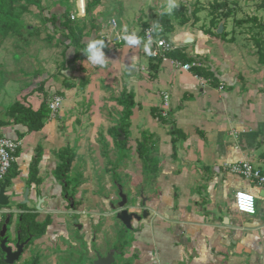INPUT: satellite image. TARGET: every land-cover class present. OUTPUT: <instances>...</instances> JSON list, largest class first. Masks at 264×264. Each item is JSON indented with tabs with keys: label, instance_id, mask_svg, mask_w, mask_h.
<instances>
[{
	"label": "crops",
	"instance_id": "1",
	"mask_svg": "<svg viewBox=\"0 0 264 264\" xmlns=\"http://www.w3.org/2000/svg\"><path fill=\"white\" fill-rule=\"evenodd\" d=\"M251 1L256 2L250 19H241L239 11L222 23V35L217 34L220 27L202 30L196 25L186 31L191 40L179 45L168 39L165 28L167 41L177 47L166 62L152 60L144 45L111 44L114 50L104 52L107 66L89 65L90 75L77 68L87 62L71 63L58 89L61 110L44 120L41 131H28L7 116L17 102L34 111L41 108V94L30 95L34 88L24 87L9 105L0 104V121L6 123L0 135L21 140L6 192L11 204L0 207V228L4 211H12L8 232L13 238L21 214L36 215L38 224L48 222L32 238L21 264H94L96 254L105 257L110 251L116 252L114 264H264V187L230 171L233 165L250 163L264 173V0ZM112 22L101 37L107 31L116 34ZM173 62H197L201 68L188 73ZM123 93L134 95L135 101L125 128L128 141L123 153L111 146L108 163L115 169L112 175L127 183L112 176V185L124 193L125 187L131 190V196L125 193L131 207L146 202L150 215L134 223L132 231L110 210L111 220L99 227L97 210L110 209L109 200L95 195L88 202L73 200L70 180L61 181L57 173L61 152L76 149L81 156L79 140L91 138L100 154L98 135H107L108 129L120 132L124 108L117 99ZM114 108H119L118 121L111 124L104 115L109 117ZM148 135L154 137L159 161L154 175L137 153L138 143ZM37 160L39 183H34L30 179ZM28 191L29 202L23 204ZM239 191L255 197L256 215L239 213ZM40 199L44 202L37 211ZM3 259L0 250V264Z\"/></svg>",
	"mask_w": 264,
	"mask_h": 264
},
{
	"label": "rangeland",
	"instance_id": "2",
	"mask_svg": "<svg viewBox=\"0 0 264 264\" xmlns=\"http://www.w3.org/2000/svg\"><path fill=\"white\" fill-rule=\"evenodd\" d=\"M94 1L82 0L81 3V0H7L5 2L4 5L13 20L18 18L24 28L18 33L4 29L5 23L12 20L0 13L1 105H9L27 86L34 88L30 95L41 94L42 103L45 104L55 96L61 97L58 89L65 78L64 71L72 68L71 63L87 62L85 66L80 64L77 68L81 73L90 75L92 68L98 66L87 61L88 57L82 49L77 47L76 40L87 43L97 37L101 38L107 23L113 20H116L122 35L127 26L128 34L135 32L142 40L149 24L159 21L164 28L168 29V39L173 37L175 40V36L180 35L181 32L186 33L187 29L196 25L202 30L211 26L213 30H217L228 18L239 14V11H241L239 15L241 19L247 17L250 19V10L256 2L251 0H179L180 6L169 15L165 12L167 0H100V4L93 7ZM89 8H91V14L87 12ZM72 15L77 16L78 19L73 21ZM66 22L69 28L64 26ZM124 45H127L125 41L122 46ZM113 48L115 47L107 44L104 52L108 53L114 50ZM74 51L76 54L72 56ZM110 111V116L104 115V117L109 118L110 123L113 124L118 121L116 112L119 108ZM107 135L100 133L96 139L100 146V154L94 150L93 140L85 136L78 142V147L83 151L80 157L75 153L76 149L67 150L75 157L74 160L79 158L76 168L72 169L67 177L70 180L68 182L72 184L69 191L72 192L70 194L73 200L80 197L82 201L88 202L92 195H95L110 202V209L97 210L100 214L99 227H103L104 223L111 220L109 210L112 213V205H117L120 201L116 184L112 185V176L114 180L124 182V178L121 179L119 175H112L115 169H111L108 163L109 158H112L111 146L117 147L121 153L124 149L115 143L118 136L115 129H108ZM130 179L132 180V177ZM106 182L111 185L106 186ZM124 183L126 186L127 183ZM124 190L131 196L130 189L125 187ZM125 232L126 230L123 231L121 239L126 237ZM8 236L12 237L10 231ZM11 244H14V241H11ZM23 261L24 257L19 264Z\"/></svg>",
	"mask_w": 264,
	"mask_h": 264
},
{
	"label": "trees",
	"instance_id": "3",
	"mask_svg": "<svg viewBox=\"0 0 264 264\" xmlns=\"http://www.w3.org/2000/svg\"><path fill=\"white\" fill-rule=\"evenodd\" d=\"M6 1L7 0H0V13L7 16V18L9 20H12V22L7 21L5 23L4 29L13 30L18 33L21 29L24 28V25L18 18L13 20L10 12L4 5ZM99 4H100V0H95L93 3V7L98 6ZM88 10L89 11L87 12L91 14V8H89ZM64 26L69 28L67 22L64 24ZM96 39H102V38L97 37ZM89 42L84 43L76 40V45L78 48L82 49L85 52ZM123 44L124 41L121 44L117 45V47H121ZM182 58L184 61H189V59L185 57ZM118 102L124 108V111H123V117L121 119L122 127L120 129V132H118V136L115 139V143L117 146H124L127 144L128 141L125 128L130 126L129 120L133 115V109L135 108L134 95L132 94L127 95L126 93H123ZM49 115H50V111L48 109L47 103L45 104L44 102L42 103L41 108L38 111H34L31 107H27L20 102L15 103L7 110V116L13 119V122L15 124L22 125L26 127L28 131L31 132L43 130L44 120L47 117H49ZM5 125H6L5 122L0 121V128L4 127ZM122 134L125 135L124 141H120V137L122 136ZM153 138L154 137L150 135L145 136L143 141L141 143H138L137 146V153L140 159L145 164L147 173L151 175H154L157 172V166L159 163L158 158L155 156L156 151H155V144L153 142ZM60 156L62 158L63 163L57 171L58 179L66 182L67 175L71 171V167L75 157L72 156L69 151L61 152ZM11 173L7 177V182H9L10 179L14 176V175L12 176ZM37 176H38V160L35 161V163L32 166V173L30 179L31 182L39 183ZM66 191L68 193V187L66 188ZM8 217H10L11 219V216L8 215L5 216V218L2 221V226L0 228V231ZM36 218H37L36 215H32V214L20 215L17 232L20 233L22 242L27 241L30 237L32 238L39 237L48 226V222H45L43 224L36 223ZM1 242L2 239L0 238V243ZM1 264H4V262L2 261Z\"/></svg>",
	"mask_w": 264,
	"mask_h": 264
},
{
	"label": "built area",
	"instance_id": "4",
	"mask_svg": "<svg viewBox=\"0 0 264 264\" xmlns=\"http://www.w3.org/2000/svg\"><path fill=\"white\" fill-rule=\"evenodd\" d=\"M73 21L77 20L78 17L75 15L71 16ZM107 27V26H106ZM152 25H149L148 28L145 30L143 35V40L146 43L148 40V32L147 30L151 28ZM112 30L116 32V34L112 37V33L105 32L102 35V39L107 44H121L124 40L121 38L123 35L117 32V25L113 21ZM154 43L152 45V51L155 55H152L151 58L156 62H166L169 60V54L175 52L177 47L174 46V43H170L167 41V33L166 29L163 27L162 32H153L152 33ZM173 64L183 69L185 72H191L195 68H201V65L197 62L181 64L178 62H173ZM196 78L203 84L206 85L208 80L203 79L200 76H196ZM223 90V87L220 88ZM169 100V95H165V103L167 104ZM63 103V99L59 96H55L47 102L48 109L50 111V115L53 117L59 113L61 110ZM21 150V140H12L8 139L7 137L0 135V186L3 185L7 181V177L13 170L14 164L17 162L19 153ZM230 171L232 174L237 175L243 178L247 182H252L256 184L258 187H264V173L257 169L254 165L250 163H243L238 165H233L230 167ZM248 197H251V207L252 211L242 210L241 203L242 201H246ZM235 203L237 210L239 213L254 216L257 213V206H256V199L255 197L245 191H239L235 194ZM11 211H4L3 214L9 215Z\"/></svg>",
	"mask_w": 264,
	"mask_h": 264
},
{
	"label": "water",
	"instance_id": "5",
	"mask_svg": "<svg viewBox=\"0 0 264 264\" xmlns=\"http://www.w3.org/2000/svg\"><path fill=\"white\" fill-rule=\"evenodd\" d=\"M224 32V27L220 26L218 30V35H222ZM184 34V35H183ZM187 39L191 40L187 32H181L180 35L175 36V40L179 45H186ZM125 140V135L122 134L120 141ZM8 182L6 181L3 185L0 186V207L6 208L11 204V198L7 195ZM119 197L120 201L117 205H112L113 215L119 220L124 227L132 231L135 229L134 223H140L142 220L149 217V212L145 209L146 202L143 201L142 207L136 206L131 207L128 196L124 193L122 187H119ZM29 191L26 193L23 204H28L29 202ZM44 200L40 199V203L37 207V211H41V205ZM12 212V211H11ZM10 216V214L8 215ZM11 219L8 217L5 221V224L2 227L0 232V238L2 242L0 243V250L4 255L3 262L4 264H19L23 256L25 255L26 249L29 248L32 237L27 241L22 242L20 233L17 232L15 237L8 236V227L10 225ZM11 241H14V244H11ZM115 251H110L109 254L105 257H102L100 254H96V261L94 264H114L115 263Z\"/></svg>",
	"mask_w": 264,
	"mask_h": 264
},
{
	"label": "clouds",
	"instance_id": "6",
	"mask_svg": "<svg viewBox=\"0 0 264 264\" xmlns=\"http://www.w3.org/2000/svg\"><path fill=\"white\" fill-rule=\"evenodd\" d=\"M82 3V0H81ZM179 0H167V8L165 12L171 15L175 9L179 7ZM163 26L159 23V21H154L152 27L147 30L148 32V40L145 43L142 38H140L135 32L128 34V28L125 26L124 35L121 37L129 47H139L141 44L144 45V51L147 55L152 56L155 53L152 51V45L154 43V39L152 36L153 32H162ZM107 47V44L103 39H93L88 43L87 49L85 51V55L88 57V62H91L93 65H98L100 67L107 66V59L104 53V49ZM251 197H248L246 201H242L241 207L242 210L252 211V207L250 204Z\"/></svg>",
	"mask_w": 264,
	"mask_h": 264
}]
</instances>
